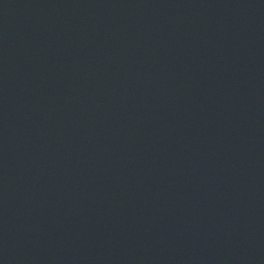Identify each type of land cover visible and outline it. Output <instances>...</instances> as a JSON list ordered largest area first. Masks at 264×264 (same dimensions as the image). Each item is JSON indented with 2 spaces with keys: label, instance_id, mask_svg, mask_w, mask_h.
Segmentation results:
<instances>
[{
  "label": "water",
  "instance_id": "water-1",
  "mask_svg": "<svg viewBox=\"0 0 264 264\" xmlns=\"http://www.w3.org/2000/svg\"><path fill=\"white\" fill-rule=\"evenodd\" d=\"M0 264H264V0H0Z\"/></svg>",
  "mask_w": 264,
  "mask_h": 264
}]
</instances>
